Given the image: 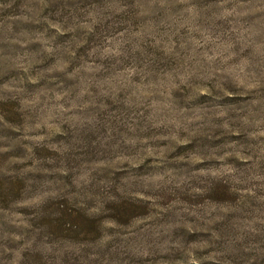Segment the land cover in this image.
Instances as JSON below:
<instances>
[{
  "label": "rangeland",
  "instance_id": "obj_1",
  "mask_svg": "<svg viewBox=\"0 0 264 264\" xmlns=\"http://www.w3.org/2000/svg\"><path fill=\"white\" fill-rule=\"evenodd\" d=\"M0 264H264V0H0Z\"/></svg>",
  "mask_w": 264,
  "mask_h": 264
}]
</instances>
